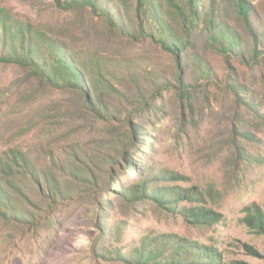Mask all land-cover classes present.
Wrapping results in <instances>:
<instances>
[{
	"label": "rangeland",
	"instance_id": "374dc122",
	"mask_svg": "<svg viewBox=\"0 0 264 264\" xmlns=\"http://www.w3.org/2000/svg\"><path fill=\"white\" fill-rule=\"evenodd\" d=\"M100 1L114 11V0ZM251 1L264 24V0ZM72 3L0 0L8 23L46 40L44 64L0 61V181L21 190L11 209L0 208V264H141L131 256L170 240L202 248L195 261L193 253L183 255L189 264H264V234L247 222L264 214L263 45L261 54L243 59L196 39L185 52L191 58L182 64L188 84L181 88L174 57L159 43L121 34ZM118 3L133 25L138 22L134 0ZM213 3L219 18L238 27L231 0L200 4ZM54 42L84 69L80 87L45 72L59 68L48 56ZM194 59L202 69L209 64L212 75L203 76ZM93 86L131 111L97 119L85 101L86 90L95 95ZM113 89L119 98L108 94ZM128 114L137 126L131 145ZM24 159L37 174L57 178L55 196L39 192L24 174L33 169L24 168ZM85 166L110 173V184L93 188L81 174ZM144 184L165 186L167 199L181 189L193 193L157 202L150 194L128 198L122 192ZM163 254L157 259L171 264V248Z\"/></svg>",
	"mask_w": 264,
	"mask_h": 264
},
{
	"label": "trees",
	"instance_id": "16d2710c",
	"mask_svg": "<svg viewBox=\"0 0 264 264\" xmlns=\"http://www.w3.org/2000/svg\"><path fill=\"white\" fill-rule=\"evenodd\" d=\"M134 1L137 4L136 17L138 19V22L134 25L130 20L132 18L130 13L127 10H120L118 0H114L115 12L108 10L107 5L100 0H73V3L77 4V7L82 9L90 8L94 14L103 17L111 28L117 30L121 34L127 35L130 38L139 36L159 43L164 50L170 52L174 57L177 70L176 78L181 88L188 84L184 77L183 79L181 77L183 74L182 64L183 62H188V60H190L189 58H191V55L185 52L188 48L193 47L194 49L196 39H203L207 48L217 49L227 57L235 55L245 59V56L255 57L263 52L259 48L261 45L264 47V24L258 6L251 0H231L238 24V27L235 28L231 27V25L216 15L214 3L209 7L207 5H201L200 3L202 0ZM121 13L125 15L127 21H125L122 16H117V14ZM136 25H138V28ZM245 36L248 39H245ZM45 44L46 40L40 34H34L21 25H11L3 16H0V61H23L25 63L29 62L34 64L38 62V65H40L39 62L41 61V63L44 64L46 57L41 49L45 48ZM48 50L49 58L53 59L59 65V71L52 66L50 70L45 69V72L48 71L53 78H62V80L68 84L81 86V83H83L85 79L82 72L84 69L82 67L83 70L77 68L75 60L66 52L61 43H52L48 47ZM194 57L198 58L199 54H195ZM198 61L200 60L194 59V62H196L200 68V73L205 77H208L210 74L212 75V72H214L213 68L208 64L206 66L203 65L204 69H202L200 67L201 63ZM45 68L50 67L47 65ZM66 75L74 78L66 79ZM92 90L95 95L91 97L90 93L86 90L87 95L85 94V101L87 107L93 112L97 119L111 121V119L118 118V114H123L121 110L131 111V107H128V109L124 107L119 109V107L107 99V96L104 98V96L96 90L95 86H93ZM112 93L108 91V94L113 95V98H119V96H116L114 93L119 95L121 92L114 90ZM140 98L139 95L137 99L140 100ZM139 102L137 104L138 106L146 104V101H144V103L142 101ZM130 104H132V102ZM247 104L255 106L253 102H247ZM131 115L132 114H128L125 121L126 126L129 128L126 135L127 145L133 144L137 134V126L131 122ZM122 155V158L128 164L134 165L132 164V160L127 159V153L122 151ZM24 161L25 169L26 166H32L33 168L32 172L31 170H25L24 174L35 180L39 192L44 194L46 190H50L53 193L52 195L55 196L54 193L56 194L57 188L55 186V181L57 178H55L54 175L46 173L43 175L37 174L35 165L29 159H24ZM81 174H85L87 178H89L93 188H98L102 184L107 187L108 184H110V173H106L105 175L99 174L96 171H90L88 167L85 166L81 168ZM141 175H143V173H141ZM2 186L4 185H2L0 181V208L4 206L11 209L13 201L18 199L16 193L20 190V187L17 185H11L9 187ZM165 191L166 187L163 185L160 187H148L146 184L132 193L122 190L128 198L131 196H141L140 193L143 192L145 195L150 194L153 200L157 202L168 199L178 200V196L182 195V191L186 199L190 198L193 193L188 189H181V192L179 191L178 194L175 193L172 197L167 199L168 193ZM19 192H21V190ZM102 210L103 209H100V211ZM171 210L175 211L172 207ZM12 214L17 215L16 211ZM247 222L250 226L253 225L259 233L264 234V214L261 213L249 216L247 217ZM184 244L185 245H181V242L170 240L164 242L160 246L155 245L150 249L137 251V253L131 257H134L135 261L137 260L136 262L141 264H162L164 263L163 258L159 260L157 258L164 255L165 248L170 247L171 254L174 255V257L173 255L171 257V259H173L171 264H189L187 260L190 259L184 258L183 255L190 256L189 254L193 253V258L191 260L195 261L197 253L200 255L204 253L200 247L190 245L189 243ZM155 255L157 256L155 257ZM149 261L152 262L149 263ZM238 264L249 263L240 261Z\"/></svg>",
	"mask_w": 264,
	"mask_h": 264
}]
</instances>
